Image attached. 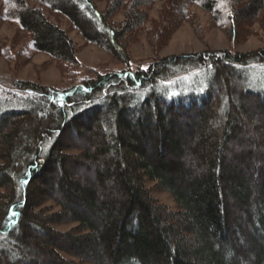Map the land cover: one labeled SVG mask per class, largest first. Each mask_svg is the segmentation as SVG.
<instances>
[{"label": "trees", "instance_id": "16d2710c", "mask_svg": "<svg viewBox=\"0 0 264 264\" xmlns=\"http://www.w3.org/2000/svg\"><path fill=\"white\" fill-rule=\"evenodd\" d=\"M1 1L0 16L66 79L80 67L76 46L45 9L127 66L156 2L145 32L155 50L192 5L230 39L248 23L264 28V0H107L102 10L97 0ZM7 89L0 264H264V46L156 56L62 91L22 80Z\"/></svg>", "mask_w": 264, "mask_h": 264}, {"label": "rangeland", "instance_id": "374dc122", "mask_svg": "<svg viewBox=\"0 0 264 264\" xmlns=\"http://www.w3.org/2000/svg\"><path fill=\"white\" fill-rule=\"evenodd\" d=\"M106 2L107 0H97L98 9H104ZM1 4L0 0V6ZM162 4L161 1L156 2L152 8L147 9L148 21L144 28L135 35H131L128 43L130 56L128 66L114 60L107 51L86 42L63 16L45 9L48 18L65 29L76 46L80 67L75 70L73 76L67 79L61 75L55 61L49 55L34 49L29 36L23 31L17 20L4 19L0 16V89L7 91L14 81L22 80L62 91L79 84L82 80L94 78L96 74L126 69L133 72L139 68H146L156 56L223 48H228L233 52H246L264 46V28L258 22L246 25L247 36L245 38L230 39L222 28L212 22L207 12L192 5L188 9V14L191 15L189 20L175 28L168 40L155 50L148 41L145 32L152 27L153 20L158 19ZM123 19V13L119 12L111 18V22L117 25ZM198 30L202 32L201 36H197ZM151 186L152 183L148 182L147 187ZM152 196L171 210L177 209L170 193L157 191L152 193ZM45 206H50L53 211L59 209L51 201L46 202ZM73 226L75 224L67 223L54 225V228L66 231Z\"/></svg>", "mask_w": 264, "mask_h": 264}, {"label": "snow or ice", "instance_id": "6c2138e0", "mask_svg": "<svg viewBox=\"0 0 264 264\" xmlns=\"http://www.w3.org/2000/svg\"><path fill=\"white\" fill-rule=\"evenodd\" d=\"M12 215L14 216L15 215V212H13Z\"/></svg>", "mask_w": 264, "mask_h": 264}]
</instances>
